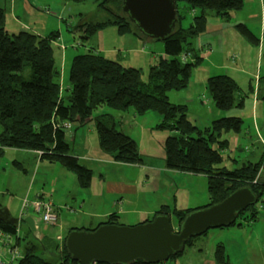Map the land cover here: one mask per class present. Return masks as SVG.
<instances>
[{
  "label": "rangeland",
  "instance_id": "374dc122",
  "mask_svg": "<svg viewBox=\"0 0 264 264\" xmlns=\"http://www.w3.org/2000/svg\"><path fill=\"white\" fill-rule=\"evenodd\" d=\"M98 2L99 0L81 3L66 0H0L7 29L16 30L26 24L27 29L42 35L51 31L56 33V40L51 41V44L55 62L61 70L63 94H67L69 65L75 54L88 50L97 51L105 57L120 61L124 66L137 67L143 82L149 80V68L154 60L164 54L162 41L141 38L132 32L118 34L114 24H107L88 38H82V32L78 31L80 24L96 23L106 15L99 9ZM178 4L182 5L181 2ZM179 9L183 10L181 7ZM195 11V14L201 12L198 7ZM204 13V29L191 39V46L200 59L191 68L185 87L169 90L166 95L169 102L184 105L187 109L186 118L202 128L208 126L212 117L220 112L212 103L207 78L226 75L236 82L239 90L235 97L242 99V105L221 111L226 116H238L242 120L235 137L240 149L230 152L229 156L224 153L219 164L232 169L246 161H259L264 155V142L256 136L259 134L264 138V98L256 97L258 83L261 87L264 86V0H243L241 8L228 10L226 16L213 13L210 9H206ZM191 17V13L184 14L180 22L182 28L187 27ZM238 23L248 27L254 37L250 39L238 27ZM59 44H64L65 49L62 50ZM140 101L141 95L125 111L108 105L98 106L89 121L76 129L66 127L65 137L69 143V151L79 158H88H80V162L91 169L89 186L80 187L72 172L58 164L39 161L31 150L3 151L0 155V206L6 207L10 215L16 218L22 198L27 195L26 198L31 200L40 194L43 198L47 196L58 212L53 223H44L40 220V215L29 212L27 215L32 216L36 230L32 231L20 222V247L29 242L28 252L54 259L62 249L69 228L83 225L88 228L82 229H91L102 219L92 218L93 221L87 226L88 217L81 212L99 213L110 211L107 210L109 207L114 209L116 206L111 202H102V198L107 199V195L99 176L100 171L108 181H121L123 176L130 179L129 184L134 186L135 194H126L124 197L134 198V202L131 204L125 200L122 204L124 208L133 206L146 211L156 209L160 204H167L177 209H192L208 203L207 181L203 174L183 173L164 167V141L173 132L157 127L161 119L157 111H138ZM209 109L212 110L211 113ZM100 113L110 115L115 127L134 139L142 164L135 168L116 165L111 156L99 148L94 117ZM260 174L264 177V159ZM261 199L263 207L256 203V218L243 223L240 229L237 224L210 228L206 234L201 235L199 242L194 239L191 245H185L183 253L178 257L152 264H203V260L210 259L218 243L224 247V253L230 256L231 264H264V195ZM245 213L246 211L239 213L236 220ZM144 218L143 213L120 215L119 225L133 226ZM170 222L172 225L177 222L174 214L170 216ZM174 226L177 230V224Z\"/></svg>",
  "mask_w": 264,
  "mask_h": 264
},
{
  "label": "trees",
  "instance_id": "16d2710c",
  "mask_svg": "<svg viewBox=\"0 0 264 264\" xmlns=\"http://www.w3.org/2000/svg\"><path fill=\"white\" fill-rule=\"evenodd\" d=\"M66 1L81 3L88 0ZM242 1L175 0L178 22L162 41L164 54L158 56L150 66L147 82L141 80L139 68L124 66L118 60L88 50L75 54L70 61L67 94H63L61 89V70L55 62L51 44V41L56 40V33L51 31L42 35L27 29L26 24L16 30H9L5 26L4 9L0 6V155L5 149L38 151L40 160L58 164L72 172L80 187L89 186L92 172L69 152L66 127L63 124L69 123L70 127L76 129L89 121L93 111L101 105L125 111L141 95L138 111H157L161 115L157 127L173 132L164 141L165 168L203 174L209 194L206 205L192 209L161 205L152 217L157 214H167L170 217L174 214L178 225L187 212L218 202L240 186H249L257 200L246 207L243 210L246 213L230 225H243L254 220L257 215L256 203L262 205L260 201L263 202L261 196L264 195V177L261 176L260 169L264 155L259 161H246L232 169L219 165L224 153L229 156L230 152L240 149L235 137L241 128V118L226 116L225 112H221L242 105V99L235 97L239 90L236 82L226 75L207 78L212 103L220 112L212 117L208 126L202 128L186 118L187 109L184 105L169 102L166 95L169 90L185 87L191 68L200 59L191 46V39L204 29V11L210 9L213 13L226 16L228 10L241 8ZM121 2L122 0H99V9L106 15L96 23L80 24L78 31L82 32L81 37L88 38L107 24H114L118 34L132 32L146 38L121 10ZM179 2L182 5L179 6ZM180 7L183 10L180 11ZM196 7L201 10L198 14H195ZM185 13H191L192 19L187 27L182 28L180 22ZM238 27L250 39L254 37L244 24L238 23ZM59 46L62 50L65 49L64 44ZM184 53H188L189 58L182 61L180 56ZM256 97L264 98V86L261 87L259 83ZM94 129L99 148L114 161L142 163L134 139L117 129L110 115H96ZM101 223L119 224L114 213L109 214L98 225ZM0 226L6 231L14 230L13 226L2 222ZM206 233L207 231L202 234ZM202 234L188 239L184 246L191 245ZM27 244L22 247L24 256L19 264H78L66 252L64 240L60 253L54 259L28 252ZM183 251L184 247L169 259L178 257ZM213 259L216 264H227V256L220 243L213 249ZM132 264L143 263L136 261Z\"/></svg>",
  "mask_w": 264,
  "mask_h": 264
},
{
  "label": "water",
  "instance_id": "95a60500",
  "mask_svg": "<svg viewBox=\"0 0 264 264\" xmlns=\"http://www.w3.org/2000/svg\"><path fill=\"white\" fill-rule=\"evenodd\" d=\"M120 8L141 34L154 41H163L178 22L175 0H122ZM256 200L249 186H240L218 202L187 212L177 230L169 215L157 214L133 226L101 223L89 230L72 228L64 238V247L78 264L164 262L181 252L188 239L233 223ZM18 220L6 207H0V221L16 225ZM22 222L36 230L31 215L24 216Z\"/></svg>",
  "mask_w": 264,
  "mask_h": 264
},
{
  "label": "crops",
  "instance_id": "0c3cea01",
  "mask_svg": "<svg viewBox=\"0 0 264 264\" xmlns=\"http://www.w3.org/2000/svg\"><path fill=\"white\" fill-rule=\"evenodd\" d=\"M250 30V29H249ZM203 48V47H202ZM206 54H207V51L205 52ZM204 53H203V50H202V55H203ZM155 62V61H154ZM209 112L211 113L212 112V110L211 109H209ZM120 131H122V130H120ZM122 132H124V131H122ZM125 133V132H124ZM130 136V135H129ZM258 136V138H260V140H262L263 142H264V138L261 136V135H257ZM131 137V136H130ZM252 139H253V137H251ZM15 151L16 152H19V151H21V150H19V149H15ZM33 153H35L36 155H37V159L39 160V161H43V160H40L39 159V152L38 151H32ZM70 152V151H69ZM71 153V152H70ZM72 155H74L75 157H77L78 158V160H79V162H80V158L81 159H83V160H87L88 158L86 157V156H81L80 158L78 157V155H76V154H73V153H71ZM113 160V159H112ZM114 161V160H113ZM44 162H46V161H44ZM16 163H18V162H16ZM47 164H52V165H54L53 163H48V162H46ZM81 163V162H80ZM114 163L116 164V165H126V167L128 168L129 166H133L134 168L135 167H137L139 164H133V163H124V162H119V161H114ZM20 164V163H19ZM83 165H85V166H87L88 167V165H86V164H84V163H82ZM142 164V163H141ZM165 167V166H164ZM63 168V167H62ZM89 168V167H88ZM91 170V169H90ZM27 172V171H26ZM179 172V171H178ZM33 175H34V173H33ZM33 175H32V177H31V180H30V182L32 181V178H33ZM99 176L101 177V179H102V183L104 184V192H105V194L107 195V199L106 198H102V202L103 203H107V201L108 202H111L112 204H114L116 207L113 209V208H111V207H109V209H107V210H110V211H101V212H99V213H94V212H92V211H89V212H81L83 215H85V216H87L88 217V219H87V223H86V225L87 226H89V224H91V222L93 221L92 220V218H97V219H99V218H102L100 221H98V223H100V222H102V221H104L106 218H107V216L109 215V214H111V213H114V215L116 216V220H117V222L118 223H120L121 221L119 220V218H120V215H124V214H128V213H137V214H140V213H143V214H145V218L142 220V221H138V223H141V222H144V221H146V220H150L151 218H152V215L159 209V207L161 206V205H167V204H160L156 209H147L146 211H140V210H138V209H136L135 207H130V208H124V207H122V204H123V202L125 201V200H127V202L128 203H131V204H133V202H134V198H129V197H127L126 199H125V197H124V195H134L135 194V188H134V186H132V185H130L129 184V181H130V179L128 178V177H122V180L121 181H119V180H106V175H104V173H102L101 171H100V174H99ZM78 185V184H77ZM41 196H43V195H40V194H38V195H36L33 199H29V198H26L27 197V195L24 197V198H22V200L20 201V206H19V210H18V216L17 217H19L20 219L18 220V223L20 224V222L22 221V218L24 217V216H26V215H24L23 216V214H22V202H23V200H27V201H33V200H35V199H37L38 197H41ZM45 198H48L47 196H45ZM49 199V198H48ZM52 203V202H51ZM169 206V205H168ZM1 207V206H0ZM170 207V206H169ZM262 207H263V205H262ZM187 208V207H186ZM56 212H57V210H56ZM58 213V212H57ZM172 215V214H171ZM125 218V217H124ZM0 222H2V221H0ZM2 223H4V222H2ZM98 223L96 224V225H98ZM4 224H6V223H4ZM176 224V223H175ZM175 224H173L172 226H173V229H174V225ZM9 225V224H8ZM17 225V224H16ZM16 225H10V226H13V228L16 226ZM96 225H94V227L96 226ZM94 227H91V228H94ZM238 227H239V229L242 227V225H238ZM71 228H78V227H71ZM79 228H88V227H83V225H82V227H79ZM70 229V228H69ZM68 229V230H69ZM67 230V231H68ZM175 230V229H174ZM12 232V231H11ZM67 233V232H66ZM57 237H62V236H58L57 235ZM57 239V238H56ZM200 239V238H199ZM199 239H197L196 241L197 242H199ZM201 248H202V245H201ZM200 249V248H199ZM227 256V255H226ZM210 259H208V260H203V264H216L215 263V261H214V259H213V251H212V255H211V257H209ZM227 264H231V259H230V256L228 255L227 256Z\"/></svg>",
  "mask_w": 264,
  "mask_h": 264
},
{
  "label": "built area",
  "instance_id": "2783aa9c",
  "mask_svg": "<svg viewBox=\"0 0 264 264\" xmlns=\"http://www.w3.org/2000/svg\"><path fill=\"white\" fill-rule=\"evenodd\" d=\"M193 12V11H192ZM189 58V54H181L180 59L185 61ZM158 59V58H157ZM156 59V60H157ZM70 127L69 123L63 124ZM36 213L40 215V220L44 223H53L56 220V211L48 198L38 197L33 201L23 200L22 214ZM19 218V217H18ZM20 219V218H19ZM20 227L19 223L14 230L6 231L0 226V264H19L24 256L23 249L20 247Z\"/></svg>",
  "mask_w": 264,
  "mask_h": 264
}]
</instances>
